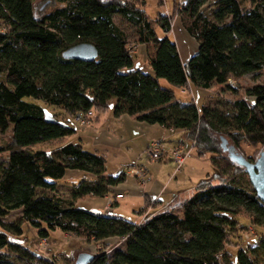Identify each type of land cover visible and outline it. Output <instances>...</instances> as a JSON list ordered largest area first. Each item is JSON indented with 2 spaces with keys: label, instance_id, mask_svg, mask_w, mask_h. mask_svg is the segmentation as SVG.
Listing matches in <instances>:
<instances>
[{
  "label": "trees",
  "instance_id": "1",
  "mask_svg": "<svg viewBox=\"0 0 264 264\" xmlns=\"http://www.w3.org/2000/svg\"><path fill=\"white\" fill-rule=\"evenodd\" d=\"M146 5L147 0H65V6L40 19L33 0H0V129L12 125L11 140L0 144V223L21 233L26 220L41 239L60 229L101 242L88 264H259L264 231L257 242L239 247L236 258L229 250L248 230L240 215L251 225L264 226V203L244 166L231 155L254 162L260 151L251 156L242 144L264 146V85L249 87L248 99H236L224 109L177 100L175 87L209 89L218 83L232 88L229 79L260 74L264 0H175L172 14L159 12L155 23L148 19ZM116 15L135 27L137 43L154 45L148 56L152 72L133 68L136 54ZM177 15L198 43V51L186 61L172 36ZM85 42L97 48L95 60L63 57L65 50ZM162 79L172 87L162 85ZM27 97L60 107L73 118L90 111L99 115L116 98V118L127 114L169 131L188 132L199 154H211L220 182L202 180L190 197L140 221L79 208L80 198L107 196L125 174L107 175L105 157L81 143L52 153L33 149L37 142L74 129L54 115L47 120L44 107ZM69 169L95 178L81 180L64 197L58 180ZM149 206L154 205L149 202L144 209ZM15 210L21 217L7 222ZM0 264L58 262L0 230Z\"/></svg>",
  "mask_w": 264,
  "mask_h": 264
},
{
  "label": "rangeland",
  "instance_id": "2",
  "mask_svg": "<svg viewBox=\"0 0 264 264\" xmlns=\"http://www.w3.org/2000/svg\"><path fill=\"white\" fill-rule=\"evenodd\" d=\"M182 1V0H177ZM175 0H164L163 4H159V0H147L146 15L152 23H155L159 12L172 14ZM248 6L250 4L246 2ZM34 10L38 18L54 11L57 8L65 6V0H33ZM116 24L125 32L127 39L133 47L136 54V60L133 68H140L145 72H152V68L148 61V56L154 52V45H141L136 42L137 32L133 25L122 17L114 16ZM172 36L176 40L179 52L183 61H186L192 54L198 51L197 41L185 30L181 19L178 15L174 18ZM128 70V69H127ZM232 88L215 83L209 89H203L192 86L191 89L175 87L177 100L183 102H191L195 100L198 107L204 104H210L212 107L224 109V106L236 99H248L246 91L255 84L264 85V70L260 74H249L240 79H229ZM164 86L172 87L165 79L161 80ZM223 86V88H222ZM236 92H235V90ZM27 101L35 102L44 107L56 120L66 123L74 129V132L64 137L53 139L51 141L37 142L32 146L33 149H43L52 153L69 143H81L83 148L89 152L103 155L106 159V174L116 175L125 174V179L113 186L107 196H86L80 198L76 202V206L88 211L99 212L107 216L122 217L127 220L136 221L143 219L147 212L152 208L144 207L145 211L138 215L136 211L141 204V195L146 191L148 183L154 178L160 180L163 186L162 192L165 191L159 206H153L154 210L150 216L157 212L166 210L173 205H169L172 201V192L177 194L186 193L187 190L195 186L193 191H189L188 197L197 189L200 180L197 181L199 174H204L205 179H211L213 184L220 182L219 174L213 167L211 162V154H199L194 147V138L186 131H168V137L162 136L160 139H153L146 144L143 131L141 129L130 128L131 136L125 133L116 132L113 123L116 119L114 115V107L116 98L109 100V108L107 111L98 115L99 112L93 111L92 117H87L84 124L77 122L72 116L68 115L62 108L49 105L43 100L27 97ZM97 115L99 117H97ZM122 119H130L125 114ZM135 119V118H134ZM142 125H147L143 123ZM12 136V125L5 131L0 129V144L8 143ZM161 144V157H150L147 146L149 143ZM264 146H251L246 143L242 144V148L251 156H255ZM178 148H181L179 151ZM197 159L191 163V160ZM130 167L141 170V174L132 173ZM199 173V174H198ZM94 175L83 171L69 169L65 176L58 180L59 192L64 197H69L70 189L83 179L92 180ZM204 179V180H205ZM148 184V185H147ZM151 184V183H150ZM155 184V183H154ZM153 185L152 187H154ZM151 186L149 188L153 189ZM150 192V191H149ZM122 193L123 196H116ZM153 198V197H152ZM185 197L182 199V201ZM176 204H179L180 202ZM172 204V203H171ZM175 204V205H176ZM146 206V205H145ZM20 210H15L6 216L7 222H13L21 217ZM241 224L248 226L247 231H243L239 237L234 239L229 245V250L236 258L237 249L245 244L255 243L260 234L264 231L263 227L251 225L246 215L238 217ZM5 221V222H6ZM22 232L16 233L11 229H7L0 223V230L5 231L10 240L22 244L33 252L46 256L55 257L58 264H77L78 259L83 253L95 254L102 248L101 242L87 240L72 234H66L64 231L57 229L52 230L48 239H41L38 229L28 221H23ZM259 264H264V256L260 257Z\"/></svg>",
  "mask_w": 264,
  "mask_h": 264
},
{
  "label": "crops",
  "instance_id": "3",
  "mask_svg": "<svg viewBox=\"0 0 264 264\" xmlns=\"http://www.w3.org/2000/svg\"><path fill=\"white\" fill-rule=\"evenodd\" d=\"M147 46V45H146ZM124 116V115H123ZM121 116L120 118L116 119L113 123V126L114 128H116V132L118 133H125L129 136H131V133H130V128H136L137 130L138 129H141V133H143L144 137H145V141H146V144L153 140V139H161L162 136H165V137H168L169 135L167 134V132L169 130H167L166 128L160 126V125H157V124H147V125H142L143 123L142 122H139L137 120H135L132 116H130V119H122ZM194 161L191 160V163L195 162V161H198L197 159H193ZM199 174V173H198ZM205 175L203 174H199L197 176V181H202L205 179ZM154 178L155 177H152V180L147 184V188H146V191H144V193L141 195V204L139 205V207L137 208V212H138V215H139V211L145 207V205L149 202H151L152 205L154 206H159L161 203H162V196L163 194L165 193V191L162 192V188L163 186H160L162 185V181L160 182V180H156V182H154ZM151 183V184H150ZM155 183V184H154ZM153 185H155L154 187H152ZM199 185V184H198ZM152 187L153 189L149 188V187ZM196 187L193 186L191 187V189L187 190L186 193L182 194V192L180 194H177L176 195V192H172L171 193V196L173 198H171L170 201H172L169 205H175L176 203H178L179 201H182V199L185 197L188 198L187 194L189 191H193V189H195ZM150 191V192H149ZM190 193V192H189ZM153 197V198H152ZM190 197V196H189ZM171 206V207H173ZM154 210L153 206L152 208L147 212V214L144 216H148L151 214V212ZM144 219V218H143ZM143 219H137L136 221H140V220H143Z\"/></svg>",
  "mask_w": 264,
  "mask_h": 264
},
{
  "label": "water",
  "instance_id": "4",
  "mask_svg": "<svg viewBox=\"0 0 264 264\" xmlns=\"http://www.w3.org/2000/svg\"><path fill=\"white\" fill-rule=\"evenodd\" d=\"M63 57L81 61H93L98 57L97 48L91 43H80L72 46L63 52ZM46 118L53 121L51 114L47 113ZM234 161L242 164L248 173L249 180L255 189L258 198L264 203V147L259 152L254 162H249L243 156L231 155ZM93 259V254L83 253L80 255L77 264H88Z\"/></svg>",
  "mask_w": 264,
  "mask_h": 264
},
{
  "label": "built area",
  "instance_id": "5",
  "mask_svg": "<svg viewBox=\"0 0 264 264\" xmlns=\"http://www.w3.org/2000/svg\"><path fill=\"white\" fill-rule=\"evenodd\" d=\"M92 116H93V112L90 111V112L87 113L86 115H82V114H80V115L74 117V119H76L77 122H82V123L84 124L85 119H86L87 117H92ZM161 144H162V143H160V142H159L158 145L155 144L154 142H153V143H149V145L147 146V148H148V151L150 152V157H154V158H156V157H158V156L161 157V155H162V153H161V151H160ZM180 149H181V148H178L177 151H179ZM129 171H131L132 173L134 172V173H136V174H141V170H140V169H136L135 167H130V168H129ZM117 196L122 197L123 194H118Z\"/></svg>",
  "mask_w": 264,
  "mask_h": 264
}]
</instances>
